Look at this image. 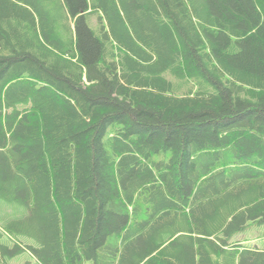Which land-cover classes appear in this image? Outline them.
Segmentation results:
<instances>
[{"label":"trees","instance_id":"trees-1","mask_svg":"<svg viewBox=\"0 0 264 264\" xmlns=\"http://www.w3.org/2000/svg\"><path fill=\"white\" fill-rule=\"evenodd\" d=\"M0 203V264H264V0H0Z\"/></svg>","mask_w":264,"mask_h":264},{"label":"rangeland","instance_id":"rangeland-1","mask_svg":"<svg viewBox=\"0 0 264 264\" xmlns=\"http://www.w3.org/2000/svg\"><path fill=\"white\" fill-rule=\"evenodd\" d=\"M4 203V202H3ZM13 207L7 204L0 203V226L6 228L10 232L9 239L10 241L21 243V244H32L34 241L30 240L25 237H21L18 233L14 230L12 231L8 228L7 221L14 217ZM246 239L249 241L250 244L257 245V247H264V225L253 227L251 225L246 233L244 234ZM245 237L238 236L235 239H245ZM9 264H38L37 259L27 252H21L19 255L15 256L14 258L8 259Z\"/></svg>","mask_w":264,"mask_h":264}]
</instances>
